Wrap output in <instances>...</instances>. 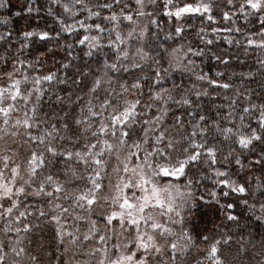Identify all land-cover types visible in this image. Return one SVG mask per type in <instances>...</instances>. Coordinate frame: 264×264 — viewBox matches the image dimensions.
<instances>
[{"label": "clouds", "instance_id": "9594fccd", "mask_svg": "<svg viewBox=\"0 0 264 264\" xmlns=\"http://www.w3.org/2000/svg\"><path fill=\"white\" fill-rule=\"evenodd\" d=\"M254 2L256 7L249 0H0V107L10 106L6 116L0 115V172L13 188H24L20 195L13 191L8 197L17 201L11 213L5 211L10 205L0 199V264H98L102 253L93 249L106 246L115 254V244L121 252L137 251L146 264H264V167L254 165L256 159L264 160V154L259 146L245 148L238 143L239 136H251L253 130L264 135L259 127L264 114V48H256L249 59L246 46L249 39H264V0ZM185 4L208 5L211 10L177 18L175 11ZM15 18L22 20L19 27L14 26ZM217 25L228 31L222 33ZM176 28L181 31L177 33ZM41 33L47 36L41 38ZM81 33L88 36L84 44L78 42ZM117 33L121 40L116 39ZM221 39L232 47L231 52L217 46ZM90 44L97 46L90 48ZM227 55L239 63L225 64L221 57ZM212 61L220 70L210 74L206 69ZM47 75L52 76L50 81L44 78ZM225 76L230 87L213 89L210 80ZM98 77L101 84L96 86ZM17 86L21 94L12 100ZM213 98L222 102L215 103ZM133 105L124 125L131 139L125 144L119 143V123L115 137L111 127L103 136L93 135L111 123L113 114ZM156 115L159 120L154 119ZM85 117L90 127L82 131L84 125L73 121ZM25 119L31 121L30 129L23 127ZM53 124L58 131L48 136ZM64 124L70 125L68 131ZM201 128L207 129L203 137ZM224 128L232 131L225 133ZM193 130L200 143L214 149L215 163L203 149L197 161L188 159L192 141L197 139L191 136ZM29 132L37 140L43 136L44 143L29 140ZM103 139L124 152L139 142L145 173L162 187L172 186L174 210L150 213L171 229L162 235L152 233L159 251L152 247L145 253L136 248L137 233L127 224L106 230L102 217L111 205L103 200L91 214L98 231L84 239L88 221L77 216L87 217L88 212L78 206L75 196L89 187L88 177L96 171L103 178L101 196L110 192L117 180L112 171L118 163L116 153L105 151L106 170L88 157L86 164L78 165L79 179L74 182H68L64 169L77 163L75 156L69 162L61 161L59 154L83 152L90 143L99 150ZM49 143L57 150L55 156L47 152ZM32 151L43 153L45 159L35 175L26 163ZM145 153H151L146 160ZM4 156L9 157L7 164ZM181 163L187 165L182 176L159 174L160 168L172 169ZM12 165L20 166L14 184ZM48 176L64 186L50 197L39 193L41 183L52 191ZM241 185L244 192L239 191ZM21 212L25 215L18 222ZM53 215L61 217L60 224L75 236V243L68 235H57ZM140 231L152 230L142 223ZM100 233L105 235L104 244L97 241ZM172 243L177 245L175 251ZM213 246L216 255L211 253Z\"/></svg>", "mask_w": 264, "mask_h": 264}, {"label": "snow or ice", "instance_id": "6c2138e0", "mask_svg": "<svg viewBox=\"0 0 264 264\" xmlns=\"http://www.w3.org/2000/svg\"><path fill=\"white\" fill-rule=\"evenodd\" d=\"M249 5L251 7H256L257 3L254 2V0H249ZM105 7H108V5H105ZM209 12L211 9L208 5H203V8L201 6L193 7L191 4H185L184 6L178 8L174 15L178 18L182 14L186 13H200L201 11ZM224 18L227 19L228 13L225 12ZM211 18V17H210ZM125 20H131L130 16H125ZM97 28L99 29L100 26L97 25ZM175 31L179 33L181 31L180 28H176ZM221 32H227L228 30L226 28L219 29ZM28 36H31L32 33H27ZM41 38H44L47 36V33H41ZM117 40H121V37L119 33H117L116 36ZM86 41H88V36L81 33L78 36V42L80 44H84ZM111 43V41H109ZM209 45L212 44L211 40H208L207 42ZM96 44H90V48H95ZM246 46H254L256 48H264V39H262L260 42H257L253 39H249L247 41ZM138 51H143L142 49H139ZM87 54H91L90 52ZM223 62L225 64L228 63V60L224 59V57H221ZM264 63V62H262ZM111 67L114 69L116 67L115 64L111 65ZM158 74V73H154ZM216 76H221L220 73H216ZM46 80H51L52 76L47 75L44 77ZM96 86H99L101 84V80L98 77L95 81ZM210 84L212 86H218L221 89H228L230 87V84L228 82H221V80L218 79H211ZM21 94L20 88L17 86L14 88V91L11 93V99L15 100L17 96ZM3 95V90H0V97ZM159 98V97H158ZM0 103H3L0 101ZM135 105L132 106L130 109H124L122 113H116L111 116V123L105 124L103 126H100L98 128V132L93 133V135H101L103 136L109 127H111L113 130L111 132V135L113 137L116 136V128L119 123V127L121 129L120 131V141L119 143L121 145L125 144L126 140L131 139V133L124 128V125L128 123V119L135 109ZM262 109H264V105H262ZM10 110L9 107H0V115H7ZM244 111L247 112L248 108L244 107ZM89 112L92 116H95L96 113L93 112L91 109H89ZM154 119L159 120L160 116L156 115ZM179 119V117H177ZM201 120H204V116H200ZM7 121H5L6 123ZM76 125H84V127L81 129L82 131H86L90 125L87 124V117L84 118L82 121L79 118L74 119L73 121ZM21 123V122H18ZM145 124L148 123L147 120L144 121ZM22 125L25 129H30L32 127L31 121L28 119H25L22 121ZM64 129L68 131L70 129V125L64 124ZM259 127L264 129V114H262L259 118ZM147 130V129H146ZM57 126L55 124L52 125L51 130L48 131V136H52L54 132H57ZM217 131H220L219 128H217ZM223 131L225 133H229L232 131L231 128H224ZM207 129L201 128L199 130V136L203 137L206 135ZM13 135H16V133H12ZM29 140L36 143H44V137L41 136L39 140H37V137L33 135L31 132L28 134ZM163 136V134H162ZM192 137H197L196 140L192 141V148L189 152L188 159L192 162L197 161L201 157V149H203L204 154L211 158L212 162H216V156L214 149L211 147H208L204 143H200L199 137L197 136V131L193 130L191 132ZM63 139V137H61ZM71 139V137H69ZM264 141V135H257L255 130H253V133L251 136H239L238 137V143L245 148L251 147L256 148L259 146V150L261 154H264V145H262L260 142ZM100 144L102 145L99 150L97 149L96 143H90L85 145V151L81 152L79 149L75 151H61L59 154V158L61 161H72L73 156H75L77 163L75 165L69 164L68 167L64 169V175L65 177L69 178L68 182H74L79 179V164H86L88 162V157H91V163L95 165L97 168L103 167L105 170L108 167V164L106 161L102 159L105 151L109 153H116L115 159L118 161L117 164H115L112 168V171L117 174V180L115 184L110 185V192L104 193L103 196H101V193H103L104 190V184H103V178L101 176V173L99 171H96L94 174L90 175L88 177V184L89 187H87L84 191L78 192L75 196V201L78 204V206L82 210H87L88 216L85 217L83 215H78V220H84L87 219L88 221V231L84 235V239L88 240L91 238L92 234H96L98 231L97 223L94 219H92V209L101 203V200L104 201L105 204H108L110 202V211L104 214L102 219L105 223V229L109 231H115L116 228H123L125 224L130 226L136 233V248L143 250L145 253L152 247H155L156 251H159V246L156 244L155 236L152 233H160L161 235L165 232H171V229L166 225L161 223L160 221L155 220L153 217H151L150 213L153 210L159 209L166 212H172L173 209V203L175 200V196L172 192V186L171 185H165L161 186L160 184H157L152 177L148 176L144 171V164L141 163V153L139 151L140 145L139 142H136L132 144L129 147V151L124 152L123 149H117L114 144L107 140L103 139L100 141ZM135 149V151H133ZM95 151V155L92 154V152ZM47 152L55 156L57 154V150L53 147L51 143L47 146ZM151 153H145L143 159L146 160L147 156ZM3 160L5 164L8 163L9 157L4 156ZM26 163L30 166L29 172L32 175H35L45 164L44 154L43 153H37L36 151H32L29 156L26 159ZM255 164H260L262 167H264V160L256 159L254 161ZM187 165L184 163H181L179 166L174 167L172 169H169L167 167H163L159 169V174L163 177H179L182 176L185 172ZM20 172V166L19 165H12L11 166V177L13 178V184L15 183L14 178L19 175ZM155 175V174H154ZM47 179L50 182V186L52 191H48L47 187L41 183L39 186V193H43L45 196H52L53 193H60L63 190V185L56 182V179L52 176H48ZM222 183H227V181H222ZM235 190V189H234ZM15 191L17 195H20L24 192L23 187H15L9 185V181L4 180L3 178V172H0V199H4L5 205H10L5 207V211L8 213L12 212V207L17 204V201L11 200L8 197H10L11 193ZM240 192H244L245 188L243 185L239 187ZM37 193V194H39ZM177 195H179V192L177 190ZM58 199V197H57ZM57 208L60 207L59 204L56 205ZM231 207V205H229ZM62 211L66 212L67 209H62ZM25 213L21 212L19 216H17V221L19 222L21 217H24ZM41 215H44L43 212H41ZM233 217L229 216V219H232ZM51 220L53 222H56L57 228L56 232L58 236H61L63 238V235H68L72 237V242L75 243V236L65 230L63 228V225L60 224L61 217L57 215L51 216ZM145 224L148 227L151 228V233H143L140 231V225ZM25 229L29 227V225H24ZM81 227L80 224L76 225L77 230ZM145 235H147V239H145ZM97 241L100 244L105 243V235L100 233L97 235ZM114 249H116L115 254H110L108 252L107 247L104 248L96 247L93 249L94 252H101L102 258L98 261V264H105V260H107V264H146L145 257L141 254H139L137 251L133 249H128L125 252L119 251V244H115ZM177 245L176 243L171 244V248L173 251H175ZM125 248H127V245H125ZM212 255L217 254V248L213 246L211 248ZM175 258V257H173Z\"/></svg>", "mask_w": 264, "mask_h": 264}, {"label": "trees", "instance_id": "16d2710c", "mask_svg": "<svg viewBox=\"0 0 264 264\" xmlns=\"http://www.w3.org/2000/svg\"><path fill=\"white\" fill-rule=\"evenodd\" d=\"M12 7H13L14 10H17V5H16V4H13ZM32 22L35 23V21H32ZM13 23H14V26L19 27V26L21 25V23H22V20H21V18H15L14 21H13ZM217 27L223 29L224 26H223V25H217ZM222 33H223V32H222ZM217 46H218L219 48H229V51H230V52L232 51V47L229 46L227 43H225L223 39L217 41ZM249 49H250L249 59H251V58H253V57L255 56L256 51H255V47H254V46H249ZM225 59L228 60V61L231 62V63H234V64H238V63H239V61H234V60H233L232 55H227V56H225ZM240 59H244V56L241 55V56H240ZM206 70L211 74V73H213L214 71H219L220 69L216 68V67H215V62L212 61V62H211V66L208 67ZM241 70H242V69H241ZM218 80H221V82H227V78H226V76L223 77L222 79H218ZM212 87H213V89H215V90H221V88H219L218 86H212ZM213 100H214L215 103H220V102H222L220 98H213Z\"/></svg>", "mask_w": 264, "mask_h": 264}]
</instances>
